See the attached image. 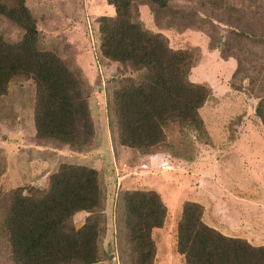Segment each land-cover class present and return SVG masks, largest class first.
Listing matches in <instances>:
<instances>
[{
    "label": "rangeland",
    "instance_id": "rangeland-1",
    "mask_svg": "<svg viewBox=\"0 0 264 264\" xmlns=\"http://www.w3.org/2000/svg\"><path fill=\"white\" fill-rule=\"evenodd\" d=\"M104 2L25 0L38 29V47L55 53L89 86L92 135L73 149L55 139L36 138L32 80L18 76L9 81L0 94V264H15L3 223L10 191L18 186L24 194L44 191L60 164L83 158L90 166L86 155L94 152L99 156L94 161L104 170L103 198L92 215L100 227L98 264H154L156 256L163 264L167 238L177 239L181 214L175 220L173 214L181 213L187 201L201 204L208 199L215 206L226 200V236L264 246V126L255 113L264 102V0H173L162 9L144 0L132 3L135 19L146 29L162 33L173 49L192 53L188 78L208 86L210 93L198 108L199 126L171 121L164 127L163 141L148 148L126 146L122 161L115 152L120 142L109 102L115 91L142 81L145 70L97 56L91 41L100 40ZM90 28L95 30L93 39ZM239 30L245 32L242 38L235 35ZM23 33L11 20L0 18L5 41L15 43ZM247 33L256 39H246ZM102 83L105 93L98 88ZM105 158L112 161L109 167ZM136 191H155L166 207L162 226L150 231L152 247L125 225L123 198ZM80 214L73 216L76 227L86 215Z\"/></svg>",
    "mask_w": 264,
    "mask_h": 264
},
{
    "label": "trees",
    "instance_id": "trees-1",
    "mask_svg": "<svg viewBox=\"0 0 264 264\" xmlns=\"http://www.w3.org/2000/svg\"><path fill=\"white\" fill-rule=\"evenodd\" d=\"M7 1L10 5L0 0V18L11 20L24 33L15 43L5 41L0 35V94L6 92L7 84L15 77L31 79L35 97L31 121L36 138L55 139L72 149L84 146L92 135L89 86L55 53L38 47V29L25 0ZM104 1L113 14L104 10L106 13L99 21L100 40L95 38L91 46H95L99 57L103 55L145 70L142 81L130 82L115 91L109 102L120 142L117 141L115 152L122 161L127 147L148 148L163 141L164 127L171 121L199 126L198 108L208 97L210 88L188 78L193 67L190 51L173 49L166 36L149 31L135 19L132 3L137 0ZM144 1L162 9L173 0ZM235 35L242 38L245 32L239 30ZM246 39L256 38L247 33ZM98 88L104 91L105 86L102 83ZM263 103L257 105L255 113L264 126ZM104 141L108 151L110 140L106 135ZM86 157L92 165L83 163V158L60 164L44 191L29 189L24 194V188L13 186L3 223L15 264H98L100 227L92 215L103 198L100 185L104 178L100 174L104 170L94 161L99 160L95 152ZM110 163L105 158L106 166ZM123 199L126 227L138 233L140 239H147L152 247L150 231L161 227L166 216V207L158 193L136 191ZM149 201L154 207H149ZM203 210L202 204L187 201L181 213L178 211L173 217L175 220L181 214L176 247L185 264H264L263 245L226 236L206 225L202 220ZM84 212L83 222L76 227L73 216L76 218Z\"/></svg>",
    "mask_w": 264,
    "mask_h": 264
},
{
    "label": "crops",
    "instance_id": "crops-1",
    "mask_svg": "<svg viewBox=\"0 0 264 264\" xmlns=\"http://www.w3.org/2000/svg\"><path fill=\"white\" fill-rule=\"evenodd\" d=\"M105 7L107 9V14L112 15L113 13L112 8H110L108 5H105ZM225 202L227 201L225 200L224 203L217 202L215 206L213 204H210V201L208 199L206 201L200 202L203 205V209H204L203 214H202V218L204 222L207 225L215 228L216 230L223 232V234H225L224 233V230H225L224 222L226 221V218L228 217L227 216L228 205ZM236 204L238 206L240 205L238 201L236 202ZM178 211L179 210H176V214H173V217L177 215ZM218 217H221V218L219 219ZM162 230L165 231L164 228ZM167 241L169 242V245L164 247V250L161 251L162 254H167V256L164 257V259L162 260V263L163 264H185L184 258L177 252V247H176V243L174 241L173 236H170L169 238H167ZM161 247L163 248L162 245ZM156 257L157 258L155 262L157 263L154 262V264H160L159 263L160 258L158 256Z\"/></svg>",
    "mask_w": 264,
    "mask_h": 264
},
{
    "label": "clouds",
    "instance_id": "clouds-1",
    "mask_svg": "<svg viewBox=\"0 0 264 264\" xmlns=\"http://www.w3.org/2000/svg\"><path fill=\"white\" fill-rule=\"evenodd\" d=\"M93 32L95 33V30H91V28H90V36L92 37V36H94L93 35ZM95 52H97L96 50H95ZM98 54V53H97Z\"/></svg>",
    "mask_w": 264,
    "mask_h": 264
}]
</instances>
